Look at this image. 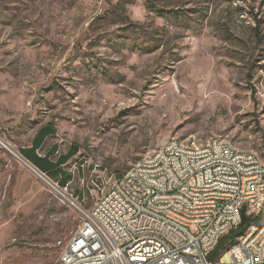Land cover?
<instances>
[{
	"label": "rangeland",
	"instance_id": "obj_1",
	"mask_svg": "<svg viewBox=\"0 0 264 264\" xmlns=\"http://www.w3.org/2000/svg\"><path fill=\"white\" fill-rule=\"evenodd\" d=\"M47 125L66 188L4 149ZM215 138L264 164V0H0V264H60L142 157Z\"/></svg>",
	"mask_w": 264,
	"mask_h": 264
},
{
	"label": "built area",
	"instance_id": "obj_2",
	"mask_svg": "<svg viewBox=\"0 0 264 264\" xmlns=\"http://www.w3.org/2000/svg\"><path fill=\"white\" fill-rule=\"evenodd\" d=\"M264 167L222 139H170L89 211L60 264H264ZM251 220L234 238L231 232ZM228 238L230 262L217 247Z\"/></svg>",
	"mask_w": 264,
	"mask_h": 264
},
{
	"label": "trees",
	"instance_id": "obj_3",
	"mask_svg": "<svg viewBox=\"0 0 264 264\" xmlns=\"http://www.w3.org/2000/svg\"><path fill=\"white\" fill-rule=\"evenodd\" d=\"M54 135L55 129L52 125L42 127L37 132L33 140L32 148L28 151L19 150V152L23 158L32 164L37 171H39L52 183H55L53 182L54 178L60 177L59 182L56 184L61 188H66L73 178L72 175L66 171L65 167L68 162L78 154V148L76 146H72L67 153H60L58 147L54 146L44 157L35 155V152L43 147L46 140ZM250 223L251 220L244 216L241 225L236 230L232 231L231 236L228 238H234L236 235L243 233ZM228 238L220 241L217 250H221L225 247Z\"/></svg>",
	"mask_w": 264,
	"mask_h": 264
},
{
	"label": "bare ground",
	"instance_id": "obj_4",
	"mask_svg": "<svg viewBox=\"0 0 264 264\" xmlns=\"http://www.w3.org/2000/svg\"><path fill=\"white\" fill-rule=\"evenodd\" d=\"M204 144V142H197V141H193V145H202ZM228 145L230 147H233L231 144L228 143ZM237 154L238 155H253L252 153H248V152H243V151H239L237 150ZM259 167H264V164L261 163V161L259 160ZM259 201L260 202H264V193H259ZM229 255V247H224L222 249V255Z\"/></svg>",
	"mask_w": 264,
	"mask_h": 264
},
{
	"label": "water",
	"instance_id": "obj_5",
	"mask_svg": "<svg viewBox=\"0 0 264 264\" xmlns=\"http://www.w3.org/2000/svg\"><path fill=\"white\" fill-rule=\"evenodd\" d=\"M0 145L1 146H3L2 145V143H0ZM4 149L9 153V154H11L13 157H15V158H17L18 159V157H17V155L16 154H18L19 155V158L21 159V162L25 165V166H27V168H29L32 172H34V173H36V172H39V171H37L31 164H29L26 160H24L22 157H21V155L19 154V153H16V152H13L12 150H9L8 148H6V147H4ZM40 173V172H39ZM38 173V174H39ZM41 174V173H40ZM39 174V175H40ZM41 176L42 177H44V175H42L41 174ZM44 179H46L47 180V183H52L49 179H47L46 177H44Z\"/></svg>",
	"mask_w": 264,
	"mask_h": 264
},
{
	"label": "crops",
	"instance_id": "obj_6",
	"mask_svg": "<svg viewBox=\"0 0 264 264\" xmlns=\"http://www.w3.org/2000/svg\"><path fill=\"white\" fill-rule=\"evenodd\" d=\"M35 138V137H34ZM34 138L32 139V141H31V143H30V145L29 146H27V147H25V148H21V149H19V150H25V151H28L29 149H31L32 148V145H33V140H34ZM44 146V145H43ZM54 146H57L58 147V145H53V146H51L50 147V149L46 152V153H44V154H41V152H42V148H40V149H38L36 152H35V155L36 156H39V157H44L46 154H48L49 153V151L52 149V147H54ZM58 150H59V148H58ZM19 154H20V152H19ZM21 155V154H20ZM21 157L23 158V156L21 155ZM24 160H26L25 158H23ZM27 161V160H26ZM28 162V161H27ZM29 163V162H28ZM30 164V163H29ZM32 165V164H31ZM33 166V165H32Z\"/></svg>",
	"mask_w": 264,
	"mask_h": 264
}]
</instances>
